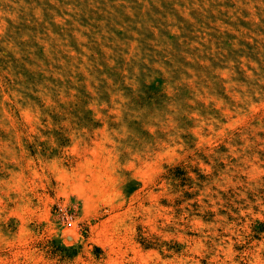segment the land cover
Masks as SVG:
<instances>
[{"label": "rangeland", "instance_id": "rangeland-1", "mask_svg": "<svg viewBox=\"0 0 264 264\" xmlns=\"http://www.w3.org/2000/svg\"><path fill=\"white\" fill-rule=\"evenodd\" d=\"M0 264H264V0H0Z\"/></svg>", "mask_w": 264, "mask_h": 264}]
</instances>
